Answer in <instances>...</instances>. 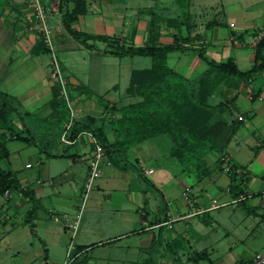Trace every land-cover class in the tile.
<instances>
[{"label": "crops", "instance_id": "0c3cea01", "mask_svg": "<svg viewBox=\"0 0 264 264\" xmlns=\"http://www.w3.org/2000/svg\"><path fill=\"white\" fill-rule=\"evenodd\" d=\"M41 2L48 15L52 41L50 52L33 53L39 36L43 34L31 0H10L0 14V48H4L0 49V72H4L0 83L4 86L9 82L0 88V92L7 99L12 97L16 100L18 107L11 103L7 106L14 133L23 137L33 135L36 139L30 144L11 138L7 143L9 157L0 166L14 171L21 188L32 191L39 201V208L31 221L28 212L33 202L28 196L16 191L8 197L0 193V264H64L71 243L76 246L73 264H197L191 260V252L197 250L196 245L211 238L217 221L211 216L212 209L207 210L212 203L211 192L229 193L228 174L222 172L227 174L226 179L217 169L203 180L194 177L195 188L192 186L191 193L194 205L189 204L183 197L185 190L180 188L182 182L164 159L169 153L171 140L159 136L129 149L127 162L122 163L125 168L115 166L108 158L109 162H103L101 166L97 182L95 180L88 190L89 166L95 153L94 135L91 130H81L73 138L74 124L80 121L99 128L106 116L107 102L126 105L137 98L127 93L130 102L124 103L121 97L109 96V90L102 97L99 76L69 75L54 50L55 45L69 48L72 47L71 42L77 41L79 44L76 46L81 44L91 48L100 56L124 58L130 55L112 53L115 50L113 46L145 45L153 19L160 26L158 43H173L174 35L179 31L186 38L188 33L184 25L180 27L175 0H67L63 8L61 0ZM192 6L193 0L191 36H199L189 43L182 42L189 48L171 52L168 64L187 78L198 80L209 68L199 52V48L206 47L211 59L227 61L234 58L240 69H250L258 36L254 33L264 27V10L259 21L243 19L239 23L234 19H212L202 25ZM65 9L76 15L71 22L75 31L107 36L114 41L113 44L100 39L85 43L83 39L74 37L64 25ZM213 20L218 24L208 27L207 24ZM250 27L254 30L251 31ZM92 41H101L105 47L98 50ZM46 53L60 62L67 80L66 95L61 84L52 77L53 70L40 72L39 65L35 63L28 70L23 69L31 56ZM94 67H90L91 73ZM134 69L138 68L132 71ZM34 71L40 73L36 89L17 94L14 89ZM207 81L213 91L210 96L212 103L235 98L227 107L226 116L229 121L240 116L243 120L228 146L227 156L250 174L247 194L264 191V147H261L264 145V71L248 82L226 80L211 72ZM111 87L118 90L117 80ZM251 94L253 99L249 98ZM64 101L69 103V115L61 112L60 106L65 104ZM89 116L96 118L97 122L91 123ZM40 120L58 122L45 125ZM5 131L0 129V132ZM7 133L10 136L9 131ZM64 136L69 142L64 140ZM108 138L110 142L116 140L111 129ZM213 158L209 164L215 163L218 154ZM3 163L8 166L3 167ZM139 168H142L144 176ZM145 180L149 186L162 192L163 206L151 207ZM179 195L183 199L178 200ZM249 199V205H260L256 213L262 217L264 200L260 196ZM196 209L204 211L195 213ZM53 214H68L71 223L77 222L76 231H70L64 222H56ZM188 247L190 250L186 251ZM236 262L238 260L226 259L220 264Z\"/></svg>", "mask_w": 264, "mask_h": 264}, {"label": "trees", "instance_id": "16d2710c", "mask_svg": "<svg viewBox=\"0 0 264 264\" xmlns=\"http://www.w3.org/2000/svg\"><path fill=\"white\" fill-rule=\"evenodd\" d=\"M9 1L0 0V14ZM66 2L67 0H61V8ZM175 5L180 27L185 26L187 37L183 38L182 31H179L174 35L173 43H158L160 26L156 19H153L145 45L127 47L119 44L112 45L115 50L111 52L119 56L151 57L152 66L145 69H134L131 73L127 93L136 97L137 100L126 105L107 102L105 105L106 116L102 118L101 126L94 128L88 123L76 122L72 129V137L77 136L81 130H91L96 140L103 146L110 162L115 166L125 168L122 163L127 162L129 149L144 141L166 136L172 141V146L164 159L168 162L173 173L176 176L186 174L197 180H203L210 177L217 169L225 171L224 158L227 156L228 146L241 124V120L238 118L229 121L226 116L227 107L235 101V98L212 103L210 96L213 91L207 81L208 77L211 72H216L226 80L235 79L239 82H248L261 74L264 71V27L254 33L255 35L262 34V36L255 45L253 65L250 69H240L234 58H229L227 61H215L207 55L206 47H201L199 48L200 56L209 68L205 76L198 80H191L168 64V55L171 52L189 48L182 42L189 43L199 36H191L194 26L190 24L192 0H175ZM75 18V14H71L65 9L64 25L74 37L83 39L85 43L91 39H100L113 44L114 41L107 36H94L75 31L71 26V22ZM215 24H218V21L213 20L207 26L212 27ZM39 51H51L44 35L39 36L33 53ZM0 102V129H6L5 132H0L1 164L4 159L9 157L7 143L11 138L16 137L30 144L35 143L36 139L33 135L23 137L14 133L12 116L7 110L10 102L2 92H0ZM88 119L91 123L97 122V119L92 116H89ZM109 129L116 135L114 142H110L108 138ZM259 149L260 147L256 149V154ZM212 152L218 154L214 167L206 159V156ZM139 171L144 176L142 168H139ZM226 173L230 179L228 191L233 200L245 195V198L239 200L237 205L242 206L248 215L257 214L260 205L251 206L248 204V200L251 197L261 196L263 191L253 194L246 193V186L250 178L248 171L243 166L231 161L230 170ZM7 190L21 192L31 199L33 206L28 215L29 220L32 221L39 208V201L32 191L21 188L14 171L5 170L0 166V193L4 194ZM262 220L264 221V213ZM191 260L197 264L214 263L208 249L194 250ZM251 263L264 264V262L256 263L254 260ZM235 264L249 263L238 261Z\"/></svg>", "mask_w": 264, "mask_h": 264}, {"label": "rangeland", "instance_id": "374dc122", "mask_svg": "<svg viewBox=\"0 0 264 264\" xmlns=\"http://www.w3.org/2000/svg\"><path fill=\"white\" fill-rule=\"evenodd\" d=\"M260 2L263 4L264 0H193L192 11L197 13L202 25H206V23L212 19L222 21L234 19L239 23H241L243 19H248L249 22L251 20L259 21V16L264 10V5L259 4ZM196 25L198 26V24ZM250 28L251 31L254 30L253 27ZM76 43L79 44L77 41L71 42L72 47L69 48L58 47L55 45V55L67 67V73L69 75L81 77H86L90 74L99 76L102 83L100 86L102 97H105L106 92L109 90V92H111L109 96L114 94L117 98H123L122 102H130V97L127 94V86L131 78L132 69L150 67L152 65V58L149 56H126L124 58H119L111 55L103 57L97 53H93L91 48H86L81 44L80 47L76 46ZM92 43H94L95 48L98 46V50H101L99 48L103 49L105 47V44L101 41H92ZM0 49L4 50L3 47ZM31 57V59L25 61L24 70H28V67L34 63L39 65L38 70L40 72H49L50 70H53L51 65V61L53 60L52 54L46 53L40 56ZM92 65H95L92 69L93 73H91L90 68ZM39 71L30 73L24 81L20 82L19 87L14 89L16 93L19 94L22 91H25L26 93L29 89L35 88V85L39 83L40 79ZM3 74V71L0 72V82ZM116 80L119 83L118 90L111 87ZM12 81L14 82V80ZM8 84L9 82H6V85ZM4 86L0 83V88H4ZM8 101L17 106L15 98L10 97ZM64 103V105L60 106L61 112L64 113L68 111L69 115V103L67 104L66 101H64ZM19 109L22 110L20 106ZM41 112H44V110ZM63 121L65 122L64 118ZM25 122L27 121L25 120ZM39 122L48 125L51 122L55 123L58 121L40 120ZM171 146L172 141L168 149L169 151ZM215 155L216 153L213 152L207 155L206 159L209 163L214 159L213 156ZM32 158L33 157H31L30 160H32ZM211 165L213 167L215 166L214 163ZM6 166H8L7 163H3V167L6 168ZM11 168L13 167L11 166ZM222 172L223 171L219 173L226 178L227 174ZM97 179L98 178H96V182ZM177 179L182 182L180 184L181 189L185 190L187 187L192 189V186L195 188L194 184L196 181L194 177L186 174H179ZM145 183L147 184L148 182L145 180ZM165 189L166 188H164V191ZM246 190H248V186H246ZM148 192L152 204L151 207L157 204L161 206L164 205V197L160 190L148 185ZM164 193H166V191ZM211 193V197L218 199L219 203L232 202L233 198L229 193ZM166 197H168L167 194ZM183 197L185 198V196ZM181 199H183L182 196L178 200ZM185 200L187 201V199ZM250 200L251 199H249V201ZM211 216L217 220L214 226L215 230L211 233V238L196 245L195 248H197V250L208 249L211 252V257L214 259L215 264H220L221 261L226 259L229 261L233 260L234 262L238 260L252 264L251 262L255 259L258 253L264 254V221H262L260 215H248L242 206H237V203H229L216 209H212ZM189 250L190 248L188 247L186 251Z\"/></svg>", "mask_w": 264, "mask_h": 264}, {"label": "built area", "instance_id": "2783aa9c", "mask_svg": "<svg viewBox=\"0 0 264 264\" xmlns=\"http://www.w3.org/2000/svg\"><path fill=\"white\" fill-rule=\"evenodd\" d=\"M31 1H32V6H33L34 11H35L36 20L40 23V32L45 36L46 43L50 47H52V41L50 38V29H49V25H48V15L46 12V8L43 5V3L41 2V0H31ZM261 36H262V34L258 35L255 38V44L259 41ZM51 64L53 67L52 77L61 84L62 92H63V94L66 95L67 94V80L65 79V77L62 73V68H61L60 62L54 56ZM249 98L253 99L254 95L251 94L249 96ZM239 119L243 120V117L240 116ZM64 140L69 142V139H67L66 136H64ZM94 142H95V153H94L93 159L90 161L88 182L86 184L88 190L91 189L96 178H98L101 175V166H102L103 162H109L103 146L96 140L95 137H94ZM224 160H225V164H224L225 171L228 172L230 170L231 159L228 156H225ZM191 190L192 189L187 187L184 191V196H185V199H187V202L189 204L194 205V200H193L192 195H191ZM11 193H12L11 190H7L4 193V195L6 197H8L11 195ZM260 197L262 200H264V191L262 192ZM244 198H245V195H242L240 198L232 200V202H222V203H219L218 199L212 198V203H211L210 207L207 208V210L216 209L218 207H221V206H223L225 204H229V203H237L239 200H242ZM7 199L8 198H6L5 201ZM203 211H204V209H196L195 213H201ZM52 217L56 222H64V225L67 226L69 228V230L72 231L73 233L76 231L77 222L71 223L69 221L70 219H69L68 214H64L63 216L53 214ZM75 248H76V246L73 243H71L69 246V249H68V253H67V260L64 264H73V262L75 260V256L73 255ZM254 260L256 263H263L264 257L261 253H258Z\"/></svg>", "mask_w": 264, "mask_h": 264}]
</instances>
